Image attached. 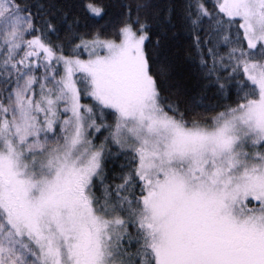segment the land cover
<instances>
[{
    "label": "snow or ice",
    "instance_id": "obj_1",
    "mask_svg": "<svg viewBox=\"0 0 264 264\" xmlns=\"http://www.w3.org/2000/svg\"><path fill=\"white\" fill-rule=\"evenodd\" d=\"M78 8L0 0V264H264V0Z\"/></svg>",
    "mask_w": 264,
    "mask_h": 264
},
{
    "label": "trees",
    "instance_id": "obj_2",
    "mask_svg": "<svg viewBox=\"0 0 264 264\" xmlns=\"http://www.w3.org/2000/svg\"><path fill=\"white\" fill-rule=\"evenodd\" d=\"M122 0H105V3L109 5V17L106 19H113L115 20L120 11V5H121ZM56 5L63 7L66 10H69L70 12L76 13L79 11L78 5L80 3V0H55ZM87 23L91 25L93 23L92 20H88ZM95 23H104V21L97 20ZM182 43H187V38H184L182 40ZM180 64H179V70L182 74H187V75H195V67L192 65L190 62H187L183 60V49L181 50L180 53Z\"/></svg>",
    "mask_w": 264,
    "mask_h": 264
}]
</instances>
